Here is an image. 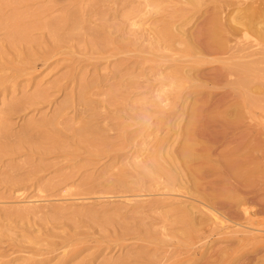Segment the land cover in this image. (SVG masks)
<instances>
[{"label":"rangeland","instance_id":"1","mask_svg":"<svg viewBox=\"0 0 264 264\" xmlns=\"http://www.w3.org/2000/svg\"><path fill=\"white\" fill-rule=\"evenodd\" d=\"M195 1L0 0V264H264V38L210 46L236 0ZM193 112L213 158L248 146L249 214L153 171Z\"/></svg>","mask_w":264,"mask_h":264},{"label":"bare ground","instance_id":"2","mask_svg":"<svg viewBox=\"0 0 264 264\" xmlns=\"http://www.w3.org/2000/svg\"><path fill=\"white\" fill-rule=\"evenodd\" d=\"M192 2L195 3L196 1L192 0ZM220 8L221 7H216L214 9L212 16L206 20L205 25H204L205 28L203 30L208 35L210 46L213 47L214 44H224L225 45L227 42L231 41V36H234L237 31H238L237 33H239V30H241V32L242 30L243 31L244 30H255L256 32H258V36L261 35L260 37L264 38V0H236L235 8L233 9V11L231 13L228 12L229 14L226 13L225 11L227 16L226 15L223 16L224 11L222 12ZM162 30L165 35L172 34V32L170 31L172 30V28H169L168 26H165ZM248 62H244V63L247 64ZM241 64L243 65V63ZM237 65L239 66L238 63ZM242 65L241 67L236 68L238 73H241V72L243 73L244 70L248 68L246 67L245 69V67H242ZM249 68H251V66ZM235 83L237 87L239 88L246 86V82L242 76ZM247 83L249 82L247 81ZM236 89L238 91V88ZM225 117L223 116L226 123L231 124V119L229 118L226 119ZM194 119H195V114L193 112L190 116L188 126L185 132L183 130L185 138H184V143L181 146V149L177 153L171 152L169 154L171 156L167 158L168 162H170L171 164H174L175 166L177 162H190V166H187L184 169H181L180 167L176 166L175 169H179L180 171L172 173L171 171L166 169L164 163L161 161L159 152H155L150 158L152 162L151 165H152L153 171L155 172L157 171L159 173L162 172L165 175V177L171 182H179V184L180 183L182 184V181H184V184H187L185 185V189L188 194V199L191 201L189 205L187 206L191 214H192V211H191L192 209H196L197 212L203 214L204 213L203 210L198 208V205H201L204 209L206 208L205 210H209V212L211 211L210 213L218 221L220 219V217L219 219H217L218 213H213V212L217 211V208H219L221 205H224V204H227L228 205L227 208H230V210L233 209L235 212H237L240 209L243 211V213L249 214L250 210L244 206V204L248 200L249 195L251 194L249 183H248L249 179L243 178L237 173L238 168H240L241 166L247 163V159L250 154L248 146H243V148L233 147L231 149H228L226 152L224 151V154L221 156V158L220 156H219V159L213 158L211 154L208 152L207 146L203 143V141L199 137L200 135L196 137L198 134V133L196 134V129L191 127L192 123L194 122ZM31 143L30 145H32ZM209 147L211 148V146ZM214 171L219 172V177H216L218 180H215V179L208 180L209 177H205V175L207 173L208 174L213 173ZM213 175L214 174H212L211 176ZM123 181L124 180L122 177H119L116 180L117 183H123ZM234 211L232 212L235 213ZM183 217H188L189 220L191 221L190 214L185 213L183 214ZM184 219H187V218H184ZM228 221H231V220H228ZM235 226H237V224ZM241 228L243 227L241 226ZM127 261L129 260L127 259ZM127 261L125 260V262Z\"/></svg>","mask_w":264,"mask_h":264}]
</instances>
